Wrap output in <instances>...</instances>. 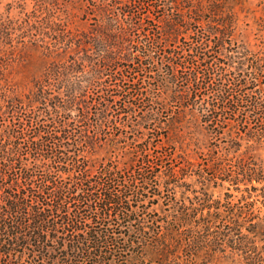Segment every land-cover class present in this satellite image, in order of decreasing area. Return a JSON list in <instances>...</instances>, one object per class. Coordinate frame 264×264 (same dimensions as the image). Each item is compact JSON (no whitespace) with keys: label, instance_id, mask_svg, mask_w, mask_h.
Wrapping results in <instances>:
<instances>
[{"label":"trees","instance_id":"1","mask_svg":"<svg viewBox=\"0 0 264 264\" xmlns=\"http://www.w3.org/2000/svg\"><path fill=\"white\" fill-rule=\"evenodd\" d=\"M136 3L162 13L160 30L135 21L131 0H12L0 10V114L35 108L12 125L0 117V264H264V0ZM119 62L141 67L153 130L172 110L177 172L151 166L126 185L109 164L126 135L105 134L108 113L133 103L112 108ZM90 100L94 130L76 131L73 111L88 113ZM239 107L252 117L233 135L225 121Z\"/></svg>","mask_w":264,"mask_h":264},{"label":"rangeland","instance_id":"2","mask_svg":"<svg viewBox=\"0 0 264 264\" xmlns=\"http://www.w3.org/2000/svg\"><path fill=\"white\" fill-rule=\"evenodd\" d=\"M12 0H0V10H3L6 7V4ZM137 0H131V5L128 7L129 10L134 13V19L136 22L141 21L142 22V16L146 17L148 19H151L152 21V27L154 30H160L162 27V19L160 20V17L162 16V13H156L153 11L148 10L147 8H143L144 6L139 5L136 3ZM139 17L141 20H139ZM202 25L200 23H192L191 28H198L202 29ZM183 35L188 38L187 33H183ZM181 41H177L175 43L176 46H180L179 44ZM111 72L116 75L117 78H120V81H110L111 86V94L113 99L115 100V105L112 106V108H118L121 106V104H125L127 102L133 101L132 104L126 105L127 108L123 109V113H116L118 110L109 111V120L105 123L104 131L106 135H121L125 136L126 139H121V143H124L122 148L112 150L109 154L110 158H107V160L110 162V165L117 166L118 170H121L123 173V176L125 178L124 184L129 185L132 181L131 179L135 176H138V172L143 171H149L151 170V166H154L159 172L163 173L167 169H171L175 172L178 171V168L182 164V160L180 157V150L173 145V142L169 139L172 136L173 130L166 127V124L164 122H168L170 118L172 117V110L167 109L166 111H162L159 115V118L153 119L155 120V124H160L162 127L153 130L152 125L148 124L144 116L150 115L148 114L151 110L153 105V101H151L147 96V94H138L139 91L137 90H143L145 93V90L148 89V86L144 82V77L142 75V69L141 67L137 66L136 64H131L129 67L123 69L122 63L119 62L118 66H111L110 68ZM124 78V81L123 79ZM27 80L25 79L24 82ZM29 82V81H28ZM115 82V83H114ZM125 82V85H123ZM95 91L92 86H88L87 88V98L93 96L95 94ZM101 92V91H100ZM185 92V91H184ZM86 97V96H85ZM88 98V99H89ZM111 104V103H110ZM123 106V105H122ZM35 108L27 107L19 109L15 115L12 112H5L4 114H0V117L2 118L1 122H4L5 124H13V122L17 121L18 119H22L27 117V115L30 114L31 111H33ZM250 108L246 109L243 107H239L237 110V113L235 115H231L233 119L225 121L227 124V128H233V135H236V123L239 122L242 116H251ZM88 113L80 114V112L73 111L72 119H70L69 123L70 126L76 130H94V123H95V117L93 116V112L95 111V108L93 107V104L90 100L88 106H87ZM153 116V115H152ZM23 120V119H22ZM151 120V122L153 121ZM132 122L137 128L134 131L130 130V127H121V122ZM1 124V123H0ZM249 124L253 126V122L251 119H249ZM103 135L99 136L102 137ZM104 141L103 137L100 139L99 143H102ZM147 143V145H146ZM211 143H215L214 140H211ZM138 146V148H137ZM143 147V150L141 148ZM138 149V151L136 150ZM87 150L85 149L81 156L80 161H85L88 159L87 157ZM125 151L133 152L135 159L130 161L128 159L127 153ZM33 152V151H31ZM216 152V150H215ZM149 154V161H144L142 158L143 154ZM221 152H219L220 155ZM33 154V153H31ZM262 157H264V151L261 153ZM204 157V158H203ZM32 161V155L29 158L28 162ZM202 164L201 166H206V163L209 161L208 158H206L205 154L200 155V159L198 160ZM226 165L232 164L234 162H227L226 159ZM224 164V163H223ZM167 168V169H166ZM100 169V168H99ZM98 167L95 166L92 168V179L93 182H96L99 180L98 178ZM192 178V177H191ZM177 180V182H182V178L179 176L174 178L173 180ZM190 175H186L185 182L189 183ZM68 181V180H67ZM118 189L121 188V185L116 187ZM123 188V187H122ZM179 192V191H177ZM236 193V192H235ZM220 191L216 189L214 191V195H219ZM237 194V193H236ZM177 195V194H176ZM152 198V197H150ZM155 200V199H152ZM71 206L70 210H74L76 207V200H73V198L70 199ZM142 206L140 207V209ZM158 204L154 203L153 205H149L146 207L145 212L143 213V216L146 218V220H149L151 217L156 216L159 213ZM135 248L134 250H136ZM185 257V256H184ZM214 264V263H213Z\"/></svg>","mask_w":264,"mask_h":264}]
</instances>
